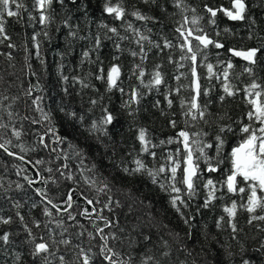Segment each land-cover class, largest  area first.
Returning <instances> with one entry per match:
<instances>
[{"label":"trees","instance_id":"16d2710c","mask_svg":"<svg viewBox=\"0 0 264 264\" xmlns=\"http://www.w3.org/2000/svg\"><path fill=\"white\" fill-rule=\"evenodd\" d=\"M17 2L23 7L10 4V8L18 15L2 16L8 39L0 36V125H4L0 127L4 145L0 148V219L10 220L0 223V236H9L7 243L0 240V264H45L43 256L31 255L34 245L28 242L32 237L25 226L37 243L43 237L50 245L55 253L48 256L50 264H61V256L65 264H83L81 248L92 257V264H107L100 256V229L109 237L108 246L121 259L131 257V264H142L149 256L148 264H264V221L249 223L250 215H264V210L249 214L242 207L247 189L228 192L225 183L231 150L246 136L240 129L260 127L248 118L253 110L248 101L257 98L246 89L256 83L259 87L253 91L264 94V0H245L246 18L237 21L221 11L231 10L230 0H53L45 24L39 22L35 0ZM106 3L122 6L125 15L117 19L105 12ZM208 8L217 11L216 17ZM137 10L150 19H137L132 15ZM194 18L196 24L191 23ZM195 36H206L213 43L205 48ZM185 37L196 53L195 63ZM216 43L223 47L216 48ZM231 49H257L255 63L234 57ZM112 65L120 68L119 86L108 91L106 77ZM155 72L162 77L159 85L152 83ZM98 75L104 79H97ZM194 81L199 84L198 95ZM225 84L233 95L225 93ZM133 91L136 102H131ZM194 96L200 108L188 114ZM37 97L51 122L43 120L32 103ZM259 99L264 102V95ZM105 110L113 121L103 125L102 132L90 131L93 122L100 125ZM140 129L149 141L147 152L138 140ZM14 130L21 135L14 136ZM182 130L200 140L201 146L212 145L205 152L217 167L208 172L205 161H197L199 153L194 152L199 168L191 198L179 183L186 155L183 138L178 137ZM217 136L224 140L219 153ZM170 155L181 162L177 187L187 207L180 205V213L170 203L175 193L161 188L172 182ZM137 159L145 169L131 172ZM160 167L165 172L153 183L148 170L157 172ZM208 179L216 185L215 199L203 207ZM238 180V187H246L242 178ZM233 202L235 232L224 211ZM45 209L51 215H45Z\"/></svg>","mask_w":264,"mask_h":264},{"label":"snow or ice","instance_id":"6c2138e0","mask_svg":"<svg viewBox=\"0 0 264 264\" xmlns=\"http://www.w3.org/2000/svg\"><path fill=\"white\" fill-rule=\"evenodd\" d=\"M53 0H35V5L38 7L40 10V16H39V22L41 24H45L46 22L49 21L50 17L48 15H45V12L50 8ZM62 3L63 0H60ZM145 2H155V0H145ZM231 2V10H225L221 9V11H224V14L233 21L237 20H244L245 13H246V4L245 0H230ZM10 4H15L16 8L19 9L23 7L22 4L18 3L17 0H0V36H3L4 39H8L7 35L5 34V29H4V24L2 21V16L4 13L7 14V16H15L18 15V12L12 11L10 8ZM177 7H180V2H177ZM104 11L113 14L115 18L120 19L125 15V9L122 6H111L110 4L106 3L104 7ZM207 11L211 13V16L214 18L217 15V11L213 10L212 8H208ZM137 19L140 20H145V19H150L149 17L144 16L141 14L138 10L134 11L132 13ZM188 21L185 19V24H187ZM192 24L197 23V19H193L191 21ZM211 23H215V20L213 19ZM106 27V26H105ZM129 28H131V24L128 25ZM109 31L115 33L116 29L115 28H110ZM177 31L181 33L183 36L184 33L181 30V28H177ZM139 34V33H138ZM38 35V34H37ZM47 35V33H45ZM72 35H75L72 33ZM193 33L191 30L188 31V36H192ZM196 40L199 41L201 45H203L205 48L208 47V45L212 44L213 41L208 39L206 36H195L194 37ZM141 39H147V37L141 36ZM33 40H36V36H33ZM2 42V41H0ZM139 42V41H138ZM97 44H99V41H97ZM185 45L188 46V51L192 53L190 59L195 63L196 61V53L193 52L191 42L185 37ZM37 48V57L39 58V44L37 43L36 45ZM167 46V45H166ZM9 47H12V45H9ZM216 48H221L223 47L220 43L215 44ZM117 48H119V45H117ZM233 52V55L242 57L249 63H255L254 57L256 56L257 49H250L247 51H234V50H229ZM84 57H88L89 53L84 52ZM132 55H136V53H132ZM232 64H228V68H231ZM101 72H103V69H100ZM208 71L209 73L212 72V65H208ZM144 73L143 71L140 72V76H143ZM192 75L193 77L196 76V71L195 67L192 69ZM225 77H227V70H225L224 73ZM120 77V68L118 65H112L110 69L107 72V77H106V83H107V90L111 91L113 88H118V80ZM97 79L103 80L104 77L102 75H98L96 77ZM64 80H67V77H63ZM75 79V78H74ZM162 82V77L159 72H155L153 75V81L152 83L155 85H159ZM83 87H89L88 84H83L81 81ZM196 91L197 95L199 94V84L196 83ZM259 85L256 83H252L246 91L250 94L255 96L257 99H250L248 102L253 106V110L248 112V118L249 120H252L254 122H258L260 127L259 128H253L251 125H245L243 126L240 131L244 134H246L245 138L242 140L241 143L237 147H233L230 153V162H231V169H230V174L227 176V179L225 181L227 190L228 192H236L239 191L241 193H244L247 189L248 196H247V202L245 205H242V207H245L246 210L248 211L249 214L256 213L257 210H264V102H261L259 97H261L262 94L261 92H255L253 91L254 89L258 88ZM121 91H123L121 89ZM224 91L227 93V95L231 96L233 95V92L231 91L229 85L225 84L224 86ZM28 95H31V91L27 93ZM41 98L37 97L32 101L33 104L37 105V110L42 113V119L47 120L51 122V117L48 113L43 112V110L39 107V100ZM221 100L224 99V97L220 98ZM137 101V93L133 91L132 93V99L131 102H136ZM96 101L93 100L92 104H95ZM130 103V102H126ZM183 103V102H182ZM169 104H171V101H169ZM200 106L197 103V99L194 96L190 102V109L189 113L191 114L192 110H199ZM63 110V109H61ZM106 114L100 121V125H97L96 122H93L92 128L90 131H101L102 132V126L107 125L111 123L114 119V117L110 114L107 113L105 110ZM74 115V114H73ZM199 115L203 117L204 112L200 111ZM193 119L196 118L195 115L192 117ZM83 117H81V120ZM36 121H33L35 123ZM173 127H175V122L173 121ZM0 127H4V125H0ZM49 131L54 133L53 128H49ZM221 131L223 132L224 129L222 128ZM231 131V129H229ZM104 134V133H102ZM13 135L16 137H19L21 133L19 131L14 130ZM178 137L183 138V147L184 151L186 152V155L183 159V178L179 180V183L183 184L186 186V195L191 198L195 195V186H194V177L197 176L198 168L199 165L196 161H194L193 156L194 152H198L199 156L196 157V160L203 159L205 161V164L207 166V171L208 172H215L217 170V167L213 165L212 163V158L209 157L205 149L212 147L210 144H204L201 146V141L198 139H191L190 134L186 131H180L178 133ZM61 138L57 137V140H60ZM217 144H216V149L217 152L219 153L220 150L223 147L224 140L220 137L217 136ZM138 140L140 141V144L142 145V151L147 152V144L149 141L146 139V132L144 129L139 130L138 134ZM169 143L172 142L170 139L168 141ZM41 143H43V137H41ZM193 145H195V149L193 148ZM70 147H73L70 145ZM0 148H4L3 144H0ZM7 151V149H4ZM21 150L24 151L23 146H21ZM8 155H13V153L9 152ZM20 159H23V157H20ZM169 160L172 161L173 166L171 167V183H169L167 186L164 184H161V188L163 190L169 191L170 193H175L170 199V203L172 207L178 212H181L180 205H183L187 207V204L185 200L182 198L181 195V188L177 187V170L181 166V162L178 160H174L172 156L170 155L168 157ZM36 163H42V161H37ZM134 163L137 165L135 169H132L131 172H140L141 170L145 169V165L142 163L141 160L137 159L134 161ZM220 163L219 160H217V165ZM64 167H67L65 165ZM49 172L52 171V169H48ZM124 171L128 172L129 169L125 168ZM165 168L160 167L157 172H153L151 170H148V175L152 178V182L156 183L157 182V175L159 173H164ZM64 173H61L63 175ZM68 179H72L71 175L67 177ZM238 178H242V181L244 182L246 187H238V184L240 183V180ZM86 183H93L92 181L85 180ZM31 184L32 181H29ZM19 187V185H17ZM204 187L208 189L207 197L205 199L203 207H208L210 202L215 199V192H216V185L212 179H208L207 182L204 184ZM102 190V189H101ZM39 191V190H38ZM259 193V194H258ZM49 204H52V201H48ZM68 206L71 207V196L68 198ZM89 204L92 203L91 200L88 201ZM53 208H56L57 206L55 204H52ZM236 208L237 205L235 202L232 203L231 207H226L224 211L227 213L229 219V223L235 232L236 225L232 222L231 218L235 217L236 214ZM84 215H89V213L85 212L83 213ZM19 215V214H18ZM45 215H51V213L45 209ZM70 218H72L70 216ZM21 220H23V217H21ZM254 220H260L264 221V215H250L249 223H252ZM0 223L8 224L10 223V220H5V219H0ZM185 223H187V220H185ZM105 225L107 226V221H105ZM38 226V225H37ZM220 226V222H217V227ZM25 230L28 232V235L32 237L29 243H32L34 245L33 250L31 252V255L34 258L41 257L43 256V259L45 261V264H50L48 261V256L49 255H55V253L50 252V245L43 240V237H41V242H36V238L32 236L31 230L27 229L25 226ZM101 235L100 239L103 241V244L100 246V256L102 257L103 261H107V264H131V257H129L127 260L121 259V254L119 252L114 251L111 247L108 246V240L109 237L103 235V230L100 229L98 230ZM89 237H92V233H89ZM114 238V237H113ZM147 240L148 237H145ZM0 240L4 241L5 243L8 242L9 236L7 233L4 235L0 236ZM55 243V241H53ZM60 243L62 244H69L68 240H61ZM90 251V249H89ZM79 255L83 257V264H92V257L85 252L83 248L80 249ZM164 255H167V253H164ZM152 260V257L149 256L147 257L146 260L142 261V264H148V261ZM61 264H65L64 257H60ZM244 264H248V261H245Z\"/></svg>","mask_w":264,"mask_h":264},{"label":"water","instance_id":"95a60500","mask_svg":"<svg viewBox=\"0 0 264 264\" xmlns=\"http://www.w3.org/2000/svg\"><path fill=\"white\" fill-rule=\"evenodd\" d=\"M231 50H234V51H247V50H238V49H231ZM230 54L233 55V52L230 51ZM234 57H238V56H235L233 55ZM239 58H242V57H239ZM243 59V58H242ZM237 147V146H236Z\"/></svg>","mask_w":264,"mask_h":264}]
</instances>
